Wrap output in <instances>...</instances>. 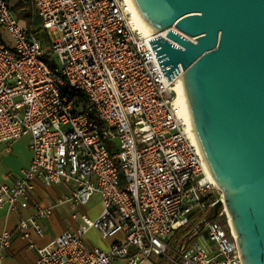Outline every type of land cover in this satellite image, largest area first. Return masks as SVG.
Segmentation results:
<instances>
[{"label": "built area", "instance_id": "built-area-1", "mask_svg": "<svg viewBox=\"0 0 264 264\" xmlns=\"http://www.w3.org/2000/svg\"><path fill=\"white\" fill-rule=\"evenodd\" d=\"M18 5L32 11L33 21L41 19L59 64L45 60L35 24H23L11 1L0 0V144L30 135L32 151L15 183L0 186V205L29 207L37 179L73 185L63 201L74 207L95 193L104 205L97 218L82 215L78 231L41 246L33 241L44 235L38 219L52 210L35 206L36 214L17 226L37 250L35 264H141L152 255L171 264H243L227 209L219 211L222 190L182 115L184 71L169 80L150 42L169 29L147 36L128 0ZM53 31L61 37L54 40ZM198 214L207 220L185 232L170 253V239ZM91 228L105 239L125 232L126 240L108 251L88 247ZM12 241L11 231L0 234V264Z\"/></svg>", "mask_w": 264, "mask_h": 264}, {"label": "water", "instance_id": "water-1", "mask_svg": "<svg viewBox=\"0 0 264 264\" xmlns=\"http://www.w3.org/2000/svg\"><path fill=\"white\" fill-rule=\"evenodd\" d=\"M194 130L243 264H264V0H133ZM206 217L201 222H205Z\"/></svg>", "mask_w": 264, "mask_h": 264}, {"label": "crops", "instance_id": "crops-1", "mask_svg": "<svg viewBox=\"0 0 264 264\" xmlns=\"http://www.w3.org/2000/svg\"><path fill=\"white\" fill-rule=\"evenodd\" d=\"M18 1L16 0L17 4ZM30 143L31 136L25 135L13 142L0 144V186L4 184L12 186L20 176L21 170L30 165L32 159ZM72 190L71 184L47 185L41 179H37L29 207L18 206L10 210L7 204L0 205V234L6 230L13 233L12 245L6 252L4 264H35L38 257L36 248L31 247L30 242L17 231V226L22 220L36 214L35 206L52 210L48 217L38 219L44 229V235L34 236L33 241L39 246L48 244L66 231H78L84 224L82 215L94 219L102 213L104 205L101 194L95 193L87 204L74 207L71 202L63 201L65 196L71 195ZM84 239L88 247H99L108 251L113 243L124 242L126 233L119 232L105 239L98 230L91 228ZM129 252L134 254L136 249L130 247ZM119 263L128 264V261L121 259ZM141 264H171V261L165 255H152Z\"/></svg>", "mask_w": 264, "mask_h": 264}, {"label": "rangeland", "instance_id": "rangeland-1", "mask_svg": "<svg viewBox=\"0 0 264 264\" xmlns=\"http://www.w3.org/2000/svg\"><path fill=\"white\" fill-rule=\"evenodd\" d=\"M11 2H12V5H14V9H13L14 14L21 20L23 24H26V25H31L32 23L35 24V27L38 30V33L45 44V57L44 58L47 61V63H49V65L52 67H55L56 65H58L59 59L57 55H55L53 51L51 50V40L49 38L47 30H45L42 26L41 19L36 17L35 20L33 21L31 10L24 11L21 8V6L16 3V0H11ZM52 35H53L54 40H57L61 37V34L59 31H53ZM4 36H5V39L9 43H12L11 35L8 32L4 33ZM203 219H204V214H198L191 219L187 227L185 228L182 227L178 229L177 233L170 239L169 252L172 253V249L174 248V246L177 244V242L180 240V238L183 236L185 232L192 230L194 225L200 223ZM193 241L194 240L190 241L189 244H191Z\"/></svg>", "mask_w": 264, "mask_h": 264}, {"label": "bare ground", "instance_id": "bare-ground-1", "mask_svg": "<svg viewBox=\"0 0 264 264\" xmlns=\"http://www.w3.org/2000/svg\"><path fill=\"white\" fill-rule=\"evenodd\" d=\"M130 2V4L132 5V7L134 8L135 11V22L137 24V26L147 35V36H151L152 34L155 33V30L151 27V25H149V23L143 18V16L141 15V13L139 12V10L137 9L135 3L133 0H128ZM179 92H180V102L182 105V115L186 118L188 125H189V130L191 133L192 138L194 139V141L199 145L195 130H194V126H193V122H192V118L190 115V111H189V107H188V103L186 100V96H185V91H184V85L183 82L180 84L179 86ZM200 147V145H199ZM208 170V167H207ZM209 171V170H208ZM210 174V172H209ZM211 175V174H210ZM231 219V217H230ZM234 230V229H233ZM235 233V231H234ZM236 234V233H235Z\"/></svg>", "mask_w": 264, "mask_h": 264}]
</instances>
